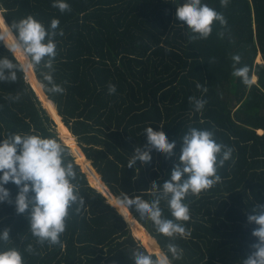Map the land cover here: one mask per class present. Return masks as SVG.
<instances>
[{"label":"trees","instance_id":"1","mask_svg":"<svg viewBox=\"0 0 264 264\" xmlns=\"http://www.w3.org/2000/svg\"><path fill=\"white\" fill-rule=\"evenodd\" d=\"M55 2L0 0L4 25L29 15L46 28L53 19L59 20L57 32L63 30L64 35L55 37L52 75L65 89L62 94L44 89L40 73L47 69H32L41 93L27 71H18L15 83L0 81V142L9 134L60 139L42 101L59 125L63 144L70 147L66 161L74 164L77 179L73 182L79 184L85 206L79 212L78 205L70 210L60 238L62 247L41 246L30 231L28 214H17L19 188L9 182L4 186L12 203L0 202V234L10 229V239L0 241V252L16 248L24 264H134L135 248L152 251L134 232L137 224L141 235L147 229L156 238L160 253H167L169 243L183 249V258L173 264H243L257 242L252 235L257 226L247 217L258 203H264V0H230L227 7L220 0H202L228 23L224 27L216 22L208 39L195 41H190L188 27L176 19V9L185 0H64L71 8L64 13L53 7ZM237 54L241 60L236 67L247 65L257 83L247 86L232 75V56ZM4 56L16 59L0 43V58ZM260 56L262 62L257 61ZM109 84L116 86L115 94L109 95ZM17 95L19 101L11 99ZM42 95L55 105L54 110ZM189 97L207 103L196 111ZM149 126L176 142L177 156L153 149L150 163L137 161L128 168L136 147L148 150L144 131ZM192 127L213 132L216 142L233 153L218 169L220 183L199 198L189 195L184 201L190 209L191 220L184 222L190 237L170 241L150 221L141 219L134 207L126 211L117 200L127 193L151 201L152 183L169 178L182 138ZM83 160L113 194L109 201L119 211L91 181ZM161 207L165 217L174 219L164 202ZM29 244L34 253L26 251Z\"/></svg>","mask_w":264,"mask_h":264},{"label":"clouds","instance_id":"2","mask_svg":"<svg viewBox=\"0 0 264 264\" xmlns=\"http://www.w3.org/2000/svg\"><path fill=\"white\" fill-rule=\"evenodd\" d=\"M220 3L222 7H227L230 0H220ZM53 7L58 8L61 13L71 11L70 5L64 0H56ZM176 19L184 23L192 33L190 41L208 39L216 22L224 27L228 23L222 13L202 0H185L176 9ZM59 23L58 19H53L50 27L46 28L29 15L11 26H0V43L16 58H0V81L15 83L18 71L47 69L40 73L44 89L53 94L64 93L65 89L55 83L52 75L57 55L55 37L64 35L63 30L57 32ZM219 35L223 37L224 33ZM21 56L24 58L23 63L19 62ZM232 60L235 62L232 75L251 86L253 80L249 76V67H236L241 60L238 54L233 55ZM197 88H201V85L197 84ZM203 90L207 92V88ZM116 91L115 85H108L109 95ZM11 99L19 101L20 96ZM189 100L196 111L202 110L207 103L196 97H189ZM144 132L147 134L148 150L142 151L140 147H136L128 161V168L136 165L137 161L150 163L153 149L168 157L177 156L174 152L176 142H169L164 131H155L149 126ZM232 153V148L216 142L213 132L192 127L182 138L178 161L169 178L162 184L155 181L152 183L150 192L153 199L148 201L140 195L131 198L127 193H122L117 203L126 211L134 207L141 219L150 221L156 231L170 241L187 239L191 231L186 229L184 222L190 221L191 215L189 206L184 201L189 195L199 198L203 192L220 183L218 169L232 158ZM67 155H70L69 149L56 137L9 134L0 142V202L12 203L10 192L4 185L12 182L18 186L16 212L28 214L30 231L41 246L47 243L49 246L62 247L60 238L66 231L70 210L78 205L76 211L79 212L85 206L80 186L73 182L77 179L74 164L66 161ZM162 202L174 219L164 216ZM252 213L247 219L248 223L257 226L252 231L257 242L251 245L253 251L243 260V264H264V203H258ZM9 233L10 229H5L0 234V241H9ZM26 251L34 253L35 249L29 244ZM167 253L171 254V258ZM167 253H149L138 246L132 252V259L134 264H173L174 260L183 258V249L173 243L167 245ZM0 264H24V258L18 249L11 248L0 252Z\"/></svg>","mask_w":264,"mask_h":264},{"label":"rangeland","instance_id":"3","mask_svg":"<svg viewBox=\"0 0 264 264\" xmlns=\"http://www.w3.org/2000/svg\"><path fill=\"white\" fill-rule=\"evenodd\" d=\"M4 25V24H3ZM2 25V26H3ZM11 39V38H10ZM258 62H262L263 60H260L259 61V58H258V60H257ZM26 75H27V72H26ZM27 80H29V77H27ZM257 82H258V79H257ZM34 83H35V86H36V88H37V86H39L38 84H37V82L34 80ZM253 83H254V77H253ZM40 87V86H39ZM42 89H43V87H42ZM43 92H44V90H43ZM42 97H43V99H44V101H45V104L52 110H54V104H51V101H49L48 99H46L45 98V96L44 95H42ZM41 101V100H40ZM41 103H42V105H43V107L45 108L46 106L44 105V103L41 101ZM47 108V107H46ZM45 108V109H46ZM56 108V107H55ZM47 111H48V113L50 114V116L52 117V119L54 120V122H55V124H56V126H57V131H58V134H59V137H60V140H61V138H62V133L60 132V128H59V125L57 124V121H56V119L53 117V115L51 114V112L48 110V109H46ZM63 122V121H62ZM64 124V123H63ZM69 130V129H68ZM75 141H77V143H78V145H79V141H78V139L77 138H75ZM80 146V145H79ZM69 149H70V147H69ZM81 149H82V147H81ZM72 155H73V153H72ZM74 156V155H73ZM75 157V156H74ZM79 162V161H78ZM83 163H84V165H86V168H87V170H88V172H89V174H90V179H91V181H93V182H96L97 183V186L99 187V190H100V192L102 191L106 196H108V197H110L111 199H112V195H111V193L109 192V190L107 189V187L103 184V183H101L100 181H99V178L97 177V176H95L94 175V170H93V168H92V166L86 161V160H83ZM125 215H126V217L127 218H129V214H127V213H125ZM138 225L136 224L135 225V227L133 228V230H134V232L135 233H137V235L139 236V237H141V239L144 241V242H148L147 240H149L151 243H152V238L150 237V235L147 233V234H145V233H142V235L138 232ZM146 240V241H145ZM148 249V248H147ZM149 250V249H148ZM150 251V250H149ZM159 252V251H158Z\"/></svg>","mask_w":264,"mask_h":264},{"label":"bare ground","instance_id":"4","mask_svg":"<svg viewBox=\"0 0 264 264\" xmlns=\"http://www.w3.org/2000/svg\"><path fill=\"white\" fill-rule=\"evenodd\" d=\"M1 17V16H0ZM0 23H1V25L0 26H2L3 25V23H2V20L0 21ZM20 60H21V62L23 63L24 62V58L21 56L20 58H19ZM260 60H262V57L260 56L259 57V61ZM28 72V76H30V80H31V82L35 85V83H34V77H33V71L32 70H30V71H27ZM257 79H258V77L257 76H254V83H257ZM36 87V86H35ZM37 90H38V92L39 93H41V87H39V86H37V88H36ZM39 95V94H38ZM40 97V96H39ZM48 98V97H47ZM49 99V98H48ZM40 100H41V98H40ZM52 104V103H51ZM46 108V107H45ZM47 109V108H46ZM67 128V127H66ZM68 129V128H67ZM262 132V131H261ZM70 134H71V132H70ZM71 136H73L72 134H71ZM61 137V136H60ZM73 138L75 139V137L73 136ZM63 141H64V143H66L65 142V140L63 139V137L61 138ZM93 186V185H92ZM130 218V217H129ZM139 223V222H138ZM140 224V223H139ZM141 225V224H140ZM141 227L142 228H144L142 225H141ZM145 229V228H144ZM145 231L149 234V231L147 230V229H145ZM135 234V233H134ZM150 235V234H149ZM151 237V236H150ZM152 238V237H151ZM154 239V238H153ZM155 240V239H154ZM148 242H146V244H147V246L152 250V251H154V252H158L159 251V246H157L158 245V243H155L156 242V240H155V242L152 240V243L149 241V240H147ZM159 248V249H158ZM161 250V249H160ZM162 252V251H161Z\"/></svg>","mask_w":264,"mask_h":264},{"label":"water","instance_id":"5","mask_svg":"<svg viewBox=\"0 0 264 264\" xmlns=\"http://www.w3.org/2000/svg\"><path fill=\"white\" fill-rule=\"evenodd\" d=\"M2 19H1V17H0V21H1ZM3 21V20H2ZM0 25H1V23H0ZM19 61L21 62V60L19 59ZM22 63V62H21ZM45 93V92H44ZM47 96V95H46ZM61 118V117H60ZM61 120H62V118H61ZM63 142V141H62ZM64 143V142H63ZM85 157H86V155H85ZM86 159L87 160H89L87 157H86ZM92 162V161H91ZM98 174V173H97ZM89 178V177H88ZM103 182V181H102ZM104 183V182H103ZM105 184V183H104ZM106 186V185H105ZM107 187V186H106ZM104 195V194H103ZM112 196H113V194H111ZM105 196V195H104ZM107 197V199H108V202L110 203V204H112L109 200H110V197H108V196H106ZM113 199L115 198L114 196L112 197ZM117 200V199H116ZM114 207H116L114 204H112ZM116 209H118L117 207H116ZM153 237V236H152ZM155 240H156V238L155 237H153ZM139 239V238H138ZM139 241H141V239H139ZM141 243H143L142 241H141ZM156 243H157V241H156ZM149 251V250H148ZM149 252H152V251H149Z\"/></svg>","mask_w":264,"mask_h":264},{"label":"crops","instance_id":"6","mask_svg":"<svg viewBox=\"0 0 264 264\" xmlns=\"http://www.w3.org/2000/svg\"><path fill=\"white\" fill-rule=\"evenodd\" d=\"M54 106H55V105H54ZM261 131H262V132H261ZM259 132H260L261 134H263V130H260ZM82 151H83V149H82ZM84 155H85V153H84ZM78 156H83V155H82V154H78ZM97 173H98V172H97ZM98 174H99V173H98ZM94 175L97 176L96 173H95V171H94ZM99 175H100V174H99ZM100 178H101V176H100ZM101 180H102V179H101ZM107 189H108V188H107ZM108 190H109V189H108ZM117 210H118V209H117ZM118 211H119V210H118ZM129 211H130V210H129ZM122 214L125 216V218H127L126 215H125V211H123ZM149 234H150V233H149ZM150 236L152 237L151 234H150ZM152 238H153V237H152Z\"/></svg>","mask_w":264,"mask_h":264}]
</instances>
